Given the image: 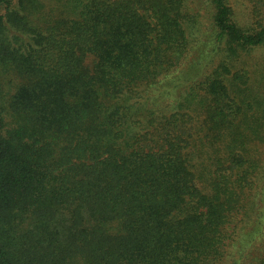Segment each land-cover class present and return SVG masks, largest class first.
<instances>
[{"label":"trees","instance_id":"trees-1","mask_svg":"<svg viewBox=\"0 0 264 264\" xmlns=\"http://www.w3.org/2000/svg\"><path fill=\"white\" fill-rule=\"evenodd\" d=\"M0 264H264V0H0Z\"/></svg>","mask_w":264,"mask_h":264}]
</instances>
